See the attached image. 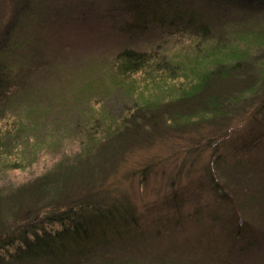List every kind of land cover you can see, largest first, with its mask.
Wrapping results in <instances>:
<instances>
[{
	"label": "rangeland",
	"instance_id": "rangeland-1",
	"mask_svg": "<svg viewBox=\"0 0 264 264\" xmlns=\"http://www.w3.org/2000/svg\"><path fill=\"white\" fill-rule=\"evenodd\" d=\"M19 1L0 0V17L4 15L5 9L9 10ZM40 1H48L50 5L60 2L32 0L34 5ZM86 1L99 9H111L116 15L126 12V17L131 18L129 5L131 1L137 0ZM164 1L165 4L175 3L176 7H181L179 11L187 17L191 11L202 15L206 19L203 21L213 24L211 32L217 33V36L221 33L227 44H237L240 49H245V44L248 43L249 62L229 73L224 80H220L223 77L215 79L208 86V93H203L200 97L220 93L227 97L225 93L232 96L239 93L241 97L238 98L242 99H227L223 102L232 113L226 112L224 115L202 119L190 115L203 114L198 101L192 98L182 102L181 106L174 104L173 107L160 110L165 113L158 118L160 130L153 132L147 128L152 133L146 129L147 132L135 131L136 134L128 135L127 139L132 136L134 139L144 137L142 141L147 143L131 150L122 160L111 165L109 168L112 173L107 174L104 179L106 184H113L110 185L113 189L123 190V194L132 201L138 219L137 226L131 227L121 240L95 247L87 256L77 257L68 263L264 264V202H255V199L251 201L247 197L260 188V196L264 198V172L261 175L262 180L257 178L260 175L257 167H252L246 178L242 177L244 181L236 177L234 182L246 184V196L243 192L240 195L234 191L233 203H226L231 212L236 203V207L241 210L239 215L254 225L257 238L263 237L254 250L241 253L237 252L238 244H235V239L227 227L229 225L232 227L230 231L236 233L237 229H233L236 222L228 219L231 213L229 210L224 213L225 206L220 205L221 196L213 189L209 176L205 175L210 166L208 164L215 155L222 156L219 157L222 160L249 151L251 154L245 160L250 161L251 156L264 154V138L258 139L255 135L261 136L262 133L264 137V121L256 118L255 114L248 120L246 116L249 112H255V105L264 102V43L261 38L264 33V0ZM25 11L31 15L30 10ZM42 20L38 16L37 20L24 18L19 27L10 33L13 40L11 44L0 41L2 63L12 65V72L19 74L21 78L25 74L30 77L12 90L19 93V88L23 86L21 91L26 94L27 102H22L21 108L18 103L21 94L12 98L10 93L9 98L0 104V133L3 137L1 142H11L8 144L9 148L5 147L4 153H0V224L15 222L28 215L29 196L21 193L26 191L23 186L50 170L60 172V162L67 163L72 160L81 150L77 138L79 132L86 128L87 118L91 119L90 116L95 117L109 111L114 117L122 119L123 113L126 115L133 102L132 98L117 87L108 86L112 78L111 60L115 52L111 40L101 39L104 36L88 35L87 32L64 28L57 40L53 39L47 47V42H42L46 38L44 30L34 32L36 28L46 24ZM51 24L52 22L48 23L47 32L51 31ZM59 25L57 23L56 27ZM247 28L254 30V34L247 35L245 41L238 40V30ZM155 36L153 34L152 38ZM10 37L8 35L9 39ZM47 51L49 54L46 56L43 52ZM21 62L26 65H20ZM42 63L45 65L40 67ZM50 65H53L51 69ZM86 68H93V73L89 74ZM19 69L24 72L20 74ZM99 82L107 83L108 86L103 90L104 94L97 95L105 106L101 103L92 104L96 98L89 92V88L92 83ZM181 116L186 118L179 120ZM187 117L191 120H187ZM170 118L172 121H169ZM11 134L16 135L13 140ZM151 134L154 135L149 140ZM254 140L255 144L249 145L253 148H244V144ZM255 145L260 147L255 149ZM190 156L197 161V168L193 170L197 173L192 177L188 175L193 171L190 172L187 168V159ZM182 163L184 169L177 180ZM146 165L152 167L143 183L138 182V175L126 178V172L140 171ZM226 168L227 166L218 171L219 177L223 178L220 173ZM172 178H175L176 184L168 189ZM251 182H254L253 186H250ZM71 183L68 194L81 190L79 185ZM91 183L94 189H100L101 186H96L91 180L80 185L91 187ZM111 187H107V190L112 189ZM182 198L185 206L180 209L182 215L178 222L179 207L176 203ZM18 199L21 200L15 204ZM7 248L12 250L11 247Z\"/></svg>",
	"mask_w": 264,
	"mask_h": 264
},
{
	"label": "trees",
	"instance_id": "trees-1",
	"mask_svg": "<svg viewBox=\"0 0 264 264\" xmlns=\"http://www.w3.org/2000/svg\"><path fill=\"white\" fill-rule=\"evenodd\" d=\"M16 4L9 10L5 9L4 15L0 17L1 42L11 44L13 40L10 33L19 27V23H22L24 18L37 20V16L46 24L36 28L34 32L39 33L44 30L46 38L42 42H47V47L53 39L57 40L64 28L87 32L88 35L104 36L101 39L111 40L115 50L111 60L113 73L108 86L117 87L133 100L131 111L129 110L130 115L127 116L129 111H126L122 119L114 117L109 111L103 112V109L100 110L103 113L98 116L94 117L90 114L91 119L87 118L86 128L79 132L77 138L81 150L72 160L67 163L60 162L62 164L60 172L50 170L23 186V190L26 191L21 193L29 196L28 215L15 222L0 224V230L3 228V231H0L2 235L0 236V264H67L77 257L87 256L95 247L108 244L110 241L115 243L121 240L131 227L137 226L138 219L132 201L123 194V190L113 189L110 186L113 184H106L104 179L107 174L112 173L109 168L111 165L118 163L131 150L147 143L142 141L144 137L134 139L132 136L127 139V136L136 134L135 131H146L147 128L152 131L160 130L158 118L161 114H165L160 110H166L174 104L181 106L182 102L192 98L198 101L203 111L202 116L190 114L196 118L205 119L224 115L226 112L232 113V110L223 102L227 99L231 101L242 99L238 98L241 97L239 93L234 96L225 93L227 97L221 93L200 97L203 93H208V86L215 79L223 77L220 80H224L230 75L229 73L245 66L242 65L243 63L249 62V45L244 43L245 49H240L237 44H227L221 33L217 36V33L211 32L213 24L203 21L206 19L202 15L191 11L190 16L187 17L179 11L181 7H176L175 3L165 4L164 0L131 1L129 5L132 12L131 18L126 17V12L116 15L113 10L104 7L99 9L86 0H60L53 5H50L48 1H40L36 4L37 6L32 0H20ZM251 8L255 7L251 6ZM25 10H30L31 15L26 14ZM49 22H52L51 31L47 32ZM57 23L60 24L58 27H56ZM250 33L254 34V30L249 28L238 30V40L245 41ZM153 34L156 35L154 38H152ZM184 37L190 38V41ZM263 37L264 33L261 34L262 43H264ZM167 38L169 39L165 42ZM49 51L43 53L47 56ZM19 64L26 65L23 62ZM42 65L45 63H42L40 67ZM12 67L0 60V104L9 98L10 93L12 98L14 95L21 94L18 99L21 108V103L27 102L26 94H22L24 91H21L23 86L19 88V93L12 90L22 84L24 79H30V77H26L25 74L21 78L19 74L12 72ZM52 67L53 65H50V69ZM56 67L55 64L54 68ZM92 70L88 69L87 72L92 74ZM18 72L22 74L21 72L24 71L19 69ZM79 72L82 71L79 70ZM104 82L92 83L89 88V92H92L96 98L92 104L101 103L105 106L102 99L97 96L98 93L104 94L103 90L108 88L107 83ZM53 85L58 87L56 83ZM254 108L255 112H249L246 115L247 120L255 114L256 118L264 121V102L255 105ZM184 118L186 116H181L179 120ZM187 120H191L190 117H187ZM169 121H172V118ZM151 130L148 131L151 132ZM153 135L151 134L149 140H152ZM255 135L258 139L264 138L262 133L261 136ZM11 136L13 140L16 135L11 134ZM2 140L0 133V153L3 154L4 148L8 149V144L11 142L6 144L2 143ZM254 142L255 140L251 143L247 142L244 148L249 149V145L255 144ZM259 147L255 145V149ZM250 154L247 151L245 154L222 160L219 158L222 156L218 154L208 164L210 166L206 169L205 175L209 176L215 192L220 194V205L225 206L224 213L229 210L226 203L234 201L232 194L234 191L240 195L243 192L246 196V184L234 182L236 177L244 181L242 177L246 178L247 173H251V168L257 167L260 173L257 178L262 180L264 154L251 156L250 161L245 160V157ZM193 159V156L187 159V168L190 172L197 168V161ZM183 166L182 163L177 180L178 176H181ZM226 166L227 168L220 173L223 178L219 177L218 171ZM150 167L152 166L146 165L140 171L126 172V178H134L138 175V182L143 183ZM194 171L189 173L188 177L197 173ZM90 180L96 186L99 184L100 189H94L92 183L91 187L80 185ZM170 181L168 189L176 184L175 178ZM71 182H74L75 186L79 185L81 190L71 191L68 194L72 186ZM251 183L250 186H253L254 182ZM107 187L112 189L107 190L109 189ZM260 193L258 188L257 192L247 197L251 201L255 199V202H258L257 200L264 202ZM20 200H15V204H18ZM176 205L179 207L177 219L180 218L178 220L180 222L182 215L180 209L185 206L183 198ZM239 213L241 210L235 203L228 219L236 222V226L233 227L237 229L236 233L230 231L232 227L226 226L235 239V244H238L237 252L241 253L254 250L257 243L259 245L262 242L263 237L258 239L252 222ZM7 247H11L12 252Z\"/></svg>",
	"mask_w": 264,
	"mask_h": 264
}]
</instances>
